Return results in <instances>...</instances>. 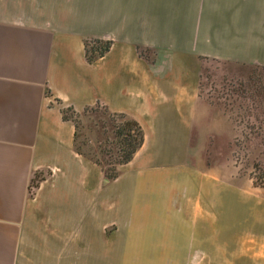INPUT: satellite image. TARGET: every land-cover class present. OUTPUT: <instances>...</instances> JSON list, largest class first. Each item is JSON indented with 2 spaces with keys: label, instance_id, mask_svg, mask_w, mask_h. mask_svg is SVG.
<instances>
[{
  "label": "crops",
  "instance_id": "0c3cea01",
  "mask_svg": "<svg viewBox=\"0 0 264 264\" xmlns=\"http://www.w3.org/2000/svg\"><path fill=\"white\" fill-rule=\"evenodd\" d=\"M96 40L111 47L90 62ZM206 60L264 68V0H0V264H142L151 252L124 246L123 232L140 238L144 213L186 239L180 174ZM96 105L143 129L115 179L64 118ZM258 224L263 239L264 202ZM182 244L161 254L188 264Z\"/></svg>",
  "mask_w": 264,
  "mask_h": 264
},
{
  "label": "rangeland",
  "instance_id": "374dc122",
  "mask_svg": "<svg viewBox=\"0 0 264 264\" xmlns=\"http://www.w3.org/2000/svg\"><path fill=\"white\" fill-rule=\"evenodd\" d=\"M200 94L206 104L199 110L180 174L184 191L188 189L184 212L193 216L182 233L187 238L173 237L174 225L165 221L164 213H144L140 238H133L127 224L123 245L151 252L139 256L142 264L179 262L180 256L161 253L181 242L189 247L188 264H264L258 224L264 186L256 184L264 179V68L206 60ZM64 110L76 123L80 153L104 163L119 156L122 137L117 131L124 118L100 105L81 112ZM125 165L117 166L118 174ZM42 177L35 174L32 191ZM113 230L111 226L109 234ZM121 243L120 238L110 239V246Z\"/></svg>",
  "mask_w": 264,
  "mask_h": 264
},
{
  "label": "trees",
  "instance_id": "16d2710c",
  "mask_svg": "<svg viewBox=\"0 0 264 264\" xmlns=\"http://www.w3.org/2000/svg\"><path fill=\"white\" fill-rule=\"evenodd\" d=\"M93 43H96L98 45L90 46V44ZM93 43L86 44V56L88 61L90 62H93L97 60L99 57L103 56L111 47L110 41L102 42L100 40H96ZM68 108L73 109L72 107H68ZM63 113L65 119H71L66 115L64 109H63ZM115 114L125 119L124 124L122 126H119V129L117 131V135H120L122 137L119 145L121 153L117 158L111 159L105 163L100 161L99 159H93L91 157L97 164L102 166L106 176L109 179H115L116 177H118L119 174H118L117 166L128 163L134 157L135 153L138 151V149L142 146L144 142L143 129L138 121L129 118L125 113L122 112ZM256 184L260 186H264V179H262V181L259 183L256 182Z\"/></svg>",
  "mask_w": 264,
  "mask_h": 264
}]
</instances>
